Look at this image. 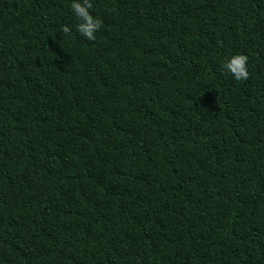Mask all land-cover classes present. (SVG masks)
Returning <instances> with one entry per match:
<instances>
[{
    "label": "trees",
    "instance_id": "16d2710c",
    "mask_svg": "<svg viewBox=\"0 0 264 264\" xmlns=\"http://www.w3.org/2000/svg\"><path fill=\"white\" fill-rule=\"evenodd\" d=\"M72 2L0 0V264H264V0Z\"/></svg>",
    "mask_w": 264,
    "mask_h": 264
},
{
    "label": "clouds",
    "instance_id": "9594fccd",
    "mask_svg": "<svg viewBox=\"0 0 264 264\" xmlns=\"http://www.w3.org/2000/svg\"><path fill=\"white\" fill-rule=\"evenodd\" d=\"M70 7L79 21L76 30L89 41H94L95 33L103 27V21L90 13L89 9L93 8V4L90 0H73ZM63 31L68 34L70 28L65 26ZM247 62L246 55L236 54L224 63L223 68L236 80H247L249 77Z\"/></svg>",
    "mask_w": 264,
    "mask_h": 264
}]
</instances>
